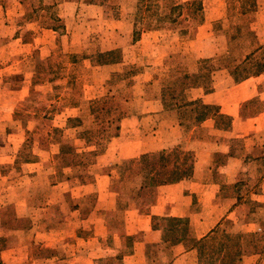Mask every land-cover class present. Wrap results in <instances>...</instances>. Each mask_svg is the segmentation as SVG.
I'll return each mask as SVG.
<instances>
[{
    "label": "crops",
    "instance_id": "crops-1",
    "mask_svg": "<svg viewBox=\"0 0 264 264\" xmlns=\"http://www.w3.org/2000/svg\"><path fill=\"white\" fill-rule=\"evenodd\" d=\"M180 3L194 5L191 9L199 12L192 20L187 15L196 31L186 39L189 47L167 56L175 58L180 52L188 60L185 73L199 76L184 87L187 100L198 103L183 118L177 110L165 111L160 96L133 98L143 110L123 115L118 133L96 156L97 164L111 169L89 180L49 182L48 191L40 194H11L7 206L0 208L1 264H35L31 251L33 244H39L37 237L45 241L41 247L55 250L47 259L54 264H224L229 258L233 264H264V247L250 240L264 229V214L256 216L244 203H264V176L254 179L264 159V140H256L264 137V108L243 113L246 102L264 93V69L249 77L237 76L239 63L249 60L258 46L241 57L216 53L227 66L220 64L205 79L199 62L204 56L195 52L194 45L213 35V24L225 19L220 10H227V3L178 0L172 6ZM251 3L246 6L261 4ZM129 19L123 14L111 22L126 24ZM249 34L253 39L256 32ZM10 38L7 46L20 40ZM13 65L0 68V76L5 70L14 76L8 85L12 96L0 101V113L5 112L1 108L5 103L16 105L30 91L26 70H11ZM14 110L8 108L3 117L11 118ZM158 119L173 121L168 135L155 123ZM185 119L192 122L187 130L180 123ZM167 136L174 137L171 145L165 142ZM239 139L249 142L233 149ZM61 151L59 147L57 152ZM13 164L6 167L12 169ZM72 239L85 243L78 249L80 255L76 248L71 256L60 254L57 249L70 240L74 245Z\"/></svg>",
    "mask_w": 264,
    "mask_h": 264
},
{
    "label": "rangeland",
    "instance_id": "rangeland-1",
    "mask_svg": "<svg viewBox=\"0 0 264 264\" xmlns=\"http://www.w3.org/2000/svg\"><path fill=\"white\" fill-rule=\"evenodd\" d=\"M177 1L0 0V68L13 63L11 70L25 69L31 86L24 100L1 107L5 112L0 117L8 108L15 110L11 118L0 120V208L7 206L11 194H40L48 191L49 182L71 177L89 180L111 169L113 166L97 164L96 156L118 133L123 115L143 110L142 103L133 98L160 96L165 111L177 110L183 118L186 110H193L192 105L198 102L187 100L184 87L199 76L185 73L188 60L180 52L175 58L167 55L190 46L186 39L196 31L190 21L199 12L189 3L172 6ZM225 1L227 10H220L225 19L213 24V35L194 45L195 52L204 56L199 62L205 79L220 64L227 66L216 53L241 57L255 44L258 47L250 59L237 66V76L249 77L264 69V0L256 8L246 6L253 0ZM240 2L245 10L240 9ZM122 13L130 15L129 23L111 22ZM187 15L191 20L187 21ZM251 32H256L253 39ZM10 35L20 40L7 46ZM2 74L0 101L12 96L8 85L14 79L7 70ZM262 97L264 93L246 102L243 113L263 109ZM155 123L167 129L168 135L173 121L158 119ZM180 123L186 125L185 130L192 127L186 119ZM173 138L165 137L166 144L171 145ZM256 140L263 142L264 137ZM248 142L236 140L233 149ZM59 147L61 152H57ZM11 161L16 165L12 169L6 167ZM262 175L264 159L254 179ZM244 203L256 216L264 214V203ZM16 206L21 205L16 202ZM35 240L39 243L33 244L31 251L35 264H54L47 259L55 250L41 247L45 242L42 237ZM72 240L74 245L70 240L57 249L60 254L71 256L76 248L80 255L78 249L85 248V243ZM250 240L264 247V229ZM228 261L230 258L224 264H233Z\"/></svg>",
    "mask_w": 264,
    "mask_h": 264
}]
</instances>
